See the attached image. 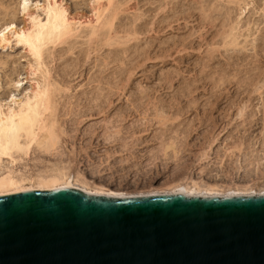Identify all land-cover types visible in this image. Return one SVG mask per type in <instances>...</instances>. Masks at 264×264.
I'll use <instances>...</instances> for the list:
<instances>
[{
	"label": "rangeland",
	"instance_id": "374dc122",
	"mask_svg": "<svg viewBox=\"0 0 264 264\" xmlns=\"http://www.w3.org/2000/svg\"><path fill=\"white\" fill-rule=\"evenodd\" d=\"M22 1L0 0V29L30 26ZM57 1L75 30L42 62L13 38L0 46V105L50 89L56 143L0 170H60L117 195L264 189V0Z\"/></svg>",
	"mask_w": 264,
	"mask_h": 264
},
{
	"label": "water",
	"instance_id": "95a60500",
	"mask_svg": "<svg viewBox=\"0 0 264 264\" xmlns=\"http://www.w3.org/2000/svg\"><path fill=\"white\" fill-rule=\"evenodd\" d=\"M0 264H264V192L0 193Z\"/></svg>",
	"mask_w": 264,
	"mask_h": 264
},
{
	"label": "bare ground",
	"instance_id": "6f19581e",
	"mask_svg": "<svg viewBox=\"0 0 264 264\" xmlns=\"http://www.w3.org/2000/svg\"><path fill=\"white\" fill-rule=\"evenodd\" d=\"M26 2L27 0H23L22 5L20 4L22 6L21 12L22 14L24 13L28 16L30 26L24 29L17 28L13 22L9 24L7 23L3 28L0 29V46L9 44L11 38H13L16 43L27 47L28 51L36 59L37 63H39L41 61L45 46L49 43L55 44L65 40L66 37L74 33L73 31L75 30V27L69 21L65 8L62 7V5L57 0H44L43 4H39L37 2L35 3L34 7L37 10H41V12L44 14V19H42L43 17L40 18V14L37 12L34 15V12L30 13L31 10L28 9L29 5L27 6ZM101 15L102 14L100 13L97 15V17L99 18ZM112 18L113 17H111V19ZM108 19L104 20L109 21ZM105 23L104 24L106 27L107 25H111V22L110 24L108 22ZM92 29L93 32H95L94 30L96 28L92 27ZM51 94L52 93H50V89L47 87H42L35 92H32V95L27 96L26 99L24 98V101L19 103L14 102L16 105H8L7 107L5 106L6 108H3L2 104L0 105V161L3 157H8L11 162L15 161L17 157L19 158V156H15V152L22 151L24 152L22 154H26L25 152H27L33 144L37 147L43 148L44 150L51 149V147L55 145L57 140L55 126L52 124H47V121L50 123H55L53 119L52 120L54 122L52 120H48V118L51 119L50 116L54 115L51 114V112H53L51 109L52 107L54 108V106L51 104V101H53L52 103L54 104V100H51ZM49 109L50 111H48ZM46 110L51 115L47 112L49 115L45 118L44 114L47 113L44 112H46ZM45 119H47V121H45ZM21 175L23 174L21 173ZM27 181H29L30 184H27ZM86 185V183L77 180V178L73 179L68 173L66 174V172L61 173L60 170L59 172L55 171L47 174L45 173L44 175L34 174V176H17L11 170H0V193L28 188H54L60 186H72L88 192L117 195V192H112L109 190L105 191V189L101 187L87 188L89 185H87V187ZM227 188L220 190L219 188H215V186H188L177 182L174 185L172 184V188H170L169 192L183 191L191 194H242L243 192L236 190L237 188ZM261 192H264V189Z\"/></svg>",
	"mask_w": 264,
	"mask_h": 264
}]
</instances>
